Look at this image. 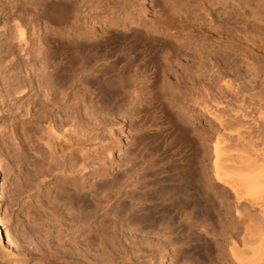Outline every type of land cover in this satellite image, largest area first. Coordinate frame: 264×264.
I'll list each match as a JSON object with an SVG mask.
<instances>
[{
    "label": "bare ground",
    "instance_id": "bare-ground-1",
    "mask_svg": "<svg viewBox=\"0 0 264 264\" xmlns=\"http://www.w3.org/2000/svg\"><path fill=\"white\" fill-rule=\"evenodd\" d=\"M31 1L33 16L53 30L49 41L56 55L52 70L34 69L15 89L22 99L28 89L39 97L33 102V128L48 154L41 175L57 188L68 186L65 201L51 207L50 237L62 242L55 260L45 264H161L166 257L170 264H264V96L247 93L254 80L264 81V10L256 14L259 23L249 26L247 11L217 14L216 5L227 0H170L163 5L186 24L170 25L172 12L164 20L176 39L167 49L150 30L142 31L141 45L111 32L90 41L98 34L97 22L140 21V8L130 7V0H115L118 7L102 0ZM259 1L236 0L240 8ZM232 25L244 26L241 47L227 36ZM250 27L256 29L251 39ZM22 30L18 35L24 40ZM73 34L89 43H63ZM191 47L198 51L188 60ZM239 61L248 69L242 77L232 66ZM135 65L155 69L148 108L163 111L164 122L190 146L194 160L205 164L213 155L214 181L227 196L224 213L203 202L212 180L207 177L199 187L196 176L174 163L171 145L162 140L170 128L147 131L149 117L140 109L145 82ZM129 72H134L130 78ZM231 75L250 81L237 86L226 81ZM173 101L191 116H174ZM202 115L212 129L192 127ZM124 138H131L127 150ZM146 149L159 152L163 164H149ZM118 152L124 154L117 158ZM124 165L129 171L114 173ZM172 178L178 183L165 189L164 181ZM41 252L37 243V264H44Z\"/></svg>",
    "mask_w": 264,
    "mask_h": 264
},
{
    "label": "rangeland",
    "instance_id": "rangeland-1",
    "mask_svg": "<svg viewBox=\"0 0 264 264\" xmlns=\"http://www.w3.org/2000/svg\"><path fill=\"white\" fill-rule=\"evenodd\" d=\"M90 1L95 3L99 0ZM102 1L108 5L112 3V6L115 5L113 2H117L115 0ZM169 1L170 0H130V7L135 3L137 7L140 8V21L137 22L135 20L132 22L129 18L110 21L102 20L99 23L97 22L98 24L96 23L98 34L92 36L90 41H96L98 38L100 39L102 35L108 36L111 32V34L127 35L126 37H128L130 42L132 41V43L134 42L141 45L146 41L144 40L143 32L150 30L156 31L155 35L157 39L161 44L166 45L168 49L170 44H176V39H174L175 37L173 35L175 30L173 28H167L164 21L172 12H170V8L164 6L166 3H169ZM31 3V0H0V204L3 214L0 225L4 232V239H0V264H37L35 258L37 243H40L42 246L41 258L44 264L47 261L52 262L55 260L53 258H56L57 254L55 253H57L62 242L50 237L49 232L53 230L50 228L53 223L51 221L53 219V216H51V207L53 203L59 202L61 204L65 201V190L68 186L57 188L52 178H47V176L43 177L41 175L43 170L47 168L45 162H47L46 159H48V154L44 141L41 139V134L39 135V133L36 132V127L33 124L32 114L35 113L33 102L39 97L34 95L35 90L29 92L28 89V93H26L22 99L15 89L19 83L28 80V76L32 75L34 69L41 67L43 72L47 73L50 69H48L47 66L51 67L54 62L53 58L56 55L49 41L53 30L47 29L42 20L36 19L33 16ZM262 4H264V0H260L257 3H248L246 7L240 8V2L238 3L236 0H227L226 2L223 1L220 5H216V8H220L217 14L224 11L231 12L232 10H235V12L239 14L243 10L247 11V24L251 26L259 23V17L256 14H259V12H261L260 10H264ZM115 6L118 7L121 6V4ZM171 7H173V5ZM133 9L135 8L133 7ZM172 13L170 14V16L172 15V22L170 25L178 26L181 23L184 25L186 24L185 21L181 22L182 17L178 16L177 11ZM123 16L124 14L121 15V18ZM260 16H264V13ZM242 23L243 22H241V24ZM242 25L227 27V36L233 39L231 43L235 44L234 47L237 48L241 47V43L243 42L244 26ZM21 28L24 33V40H21L18 35ZM250 30L249 39L256 36L255 27H250ZM59 35L61 36V34ZM62 39L64 41L63 43H66V45H71L73 42L82 44L84 42L89 43L84 37H80L78 34H73L71 38L63 37ZM167 49L160 53L162 59L168 57L170 51ZM195 50V47H191L189 51H186L187 56L190 54L188 58L186 57L188 60L193 58V55L196 54ZM197 51L198 50H196V52ZM124 64H126V62H124ZM232 66L238 73H241H239L240 77L244 76L248 70L246 65L244 63L242 64L241 61L235 62ZM134 68L139 69L136 65ZM52 69L53 67H51L50 70ZM154 71L155 69H148L146 65L141 66L138 71L142 82H145L142 85V91H144L143 96L147 94L144 97L146 101L144 100L140 109L145 108L144 113H147V118L149 117L148 121L145 123V127L148 132H152H150L151 134L169 127L168 122H164L163 111H160L157 107H153L152 109L148 108L153 97L152 88L154 85L152 84L154 82ZM133 74L134 72H129V78ZM172 77H174V75ZM240 77L231 75L226 78V81L229 80L237 86H243V84L249 83V79ZM182 91L188 93L189 89L182 88ZM247 93L264 96L263 79H256L252 84H249ZM42 98H44V96H42ZM213 105L215 106V104ZM170 111L174 116L181 114L184 119L191 116L188 111L182 108L179 101H173ZM210 123V119L202 115V117L195 118L192 127L197 130L212 129ZM130 140L131 138L127 140L124 138V150L128 149ZM162 140L171 145L172 153L174 154V163L180 167L183 174L190 177L196 176V184L199 187H203V182L207 177L212 180V189L208 191L207 197L205 196L203 198V202L212 206L215 212L224 213L227 208L226 204L228 203L226 199L227 196L223 192V186L214 181L212 169L213 155H210L206 161V163L211 166H208L210 168L209 170L205 165L206 163L202 164L198 162L196 158L194 160L190 146L178 139L177 133L174 132L172 128L164 132ZM212 141H216V139ZM209 146L211 147V145ZM209 150L211 154V148ZM122 154L124 153L118 152L116 157L118 158L119 155ZM145 154L149 164L160 166L163 164L159 157V152L146 149ZM129 167L130 165H124L121 168L116 167L114 173L129 171ZM177 183L178 182L173 180V178L172 180H165V189H169ZM176 195V198L182 197L181 193ZM164 196H168L166 190H164ZM150 201L151 204L155 202L154 199H150ZM233 219L234 218H228L229 222ZM215 221H217V218ZM49 258L50 260H47ZM171 262V259L166 257L161 264H170ZM178 264L193 263L181 261Z\"/></svg>",
    "mask_w": 264,
    "mask_h": 264
}]
</instances>
